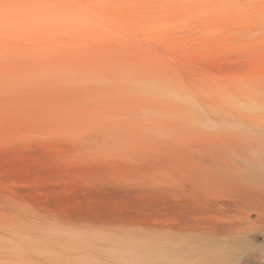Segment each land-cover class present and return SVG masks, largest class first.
Segmentation results:
<instances>
[{
  "label": "rangeland",
  "instance_id": "1",
  "mask_svg": "<svg viewBox=\"0 0 264 264\" xmlns=\"http://www.w3.org/2000/svg\"><path fill=\"white\" fill-rule=\"evenodd\" d=\"M254 149L264 0H0V264H199Z\"/></svg>",
  "mask_w": 264,
  "mask_h": 264
},
{
  "label": "bare ground",
  "instance_id": "2",
  "mask_svg": "<svg viewBox=\"0 0 264 264\" xmlns=\"http://www.w3.org/2000/svg\"><path fill=\"white\" fill-rule=\"evenodd\" d=\"M241 155L246 169L225 166L202 172L215 176L234 193L201 204V209L214 214L184 228L186 235L195 236L198 248L190 253L199 264H235L244 252L243 260L264 259V151L254 149ZM260 236L262 246H257Z\"/></svg>",
  "mask_w": 264,
  "mask_h": 264
}]
</instances>
